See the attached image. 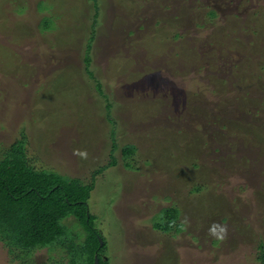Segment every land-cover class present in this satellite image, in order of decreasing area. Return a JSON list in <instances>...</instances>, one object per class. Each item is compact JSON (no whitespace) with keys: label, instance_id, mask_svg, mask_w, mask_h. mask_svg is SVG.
I'll return each instance as SVG.
<instances>
[{"label":"rangeland","instance_id":"1","mask_svg":"<svg viewBox=\"0 0 264 264\" xmlns=\"http://www.w3.org/2000/svg\"><path fill=\"white\" fill-rule=\"evenodd\" d=\"M97 1L106 98L83 63L93 0H0V152L24 131L37 168L89 183L107 165L88 204L112 264H262L264 0ZM172 203L184 231L164 233Z\"/></svg>","mask_w":264,"mask_h":264},{"label":"trees","instance_id":"2","mask_svg":"<svg viewBox=\"0 0 264 264\" xmlns=\"http://www.w3.org/2000/svg\"><path fill=\"white\" fill-rule=\"evenodd\" d=\"M93 8L83 63L86 73L96 82V90L101 97L106 98L100 82L95 79L93 71L89 68L96 25L100 16L97 0H93ZM214 14V11L210 12V16ZM49 15L52 16L50 13ZM49 15L45 14L40 19L39 33L46 32L44 29H48L47 33L55 31L47 18ZM111 106L110 102L106 104L108 111ZM114 136L115 131L112 130V150L116 148ZM27 140L26 134L22 131L20 139L0 152V242L6 248L10 262L96 264L97 257L98 264H112L106 253L107 242L96 227V215L89 211L88 204L90 193L95 187L96 174L108 166L103 165L95 169L89 183L54 169L37 168L26 155ZM136 151L133 143H126L121 148L125 160ZM117 162L112 156L109 165H115ZM124 166L134 167L128 161L124 162ZM203 188L202 184H196L190 191L199 193ZM181 214L180 207L173 203L162 207L153 216V227L164 233L184 231L182 229L185 224L181 220ZM71 221L73 222L69 225ZM99 237L103 240L102 245ZM41 250L47 252L49 257L47 260L42 261L35 257V253ZM261 260L264 264V253Z\"/></svg>","mask_w":264,"mask_h":264},{"label":"water","instance_id":"3","mask_svg":"<svg viewBox=\"0 0 264 264\" xmlns=\"http://www.w3.org/2000/svg\"><path fill=\"white\" fill-rule=\"evenodd\" d=\"M100 244H101V245L103 244V241H102L101 238H100ZM95 263L98 264V258H97V257L95 258Z\"/></svg>","mask_w":264,"mask_h":264},{"label":"clouds","instance_id":"4","mask_svg":"<svg viewBox=\"0 0 264 264\" xmlns=\"http://www.w3.org/2000/svg\"><path fill=\"white\" fill-rule=\"evenodd\" d=\"M45 168V167H44ZM101 237H99V239H100ZM102 239V238H101ZM103 241V240H102Z\"/></svg>","mask_w":264,"mask_h":264}]
</instances>
